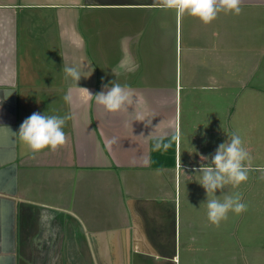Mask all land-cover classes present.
I'll return each mask as SVG.
<instances>
[{
	"label": "crops",
	"instance_id": "1",
	"mask_svg": "<svg viewBox=\"0 0 264 264\" xmlns=\"http://www.w3.org/2000/svg\"><path fill=\"white\" fill-rule=\"evenodd\" d=\"M241 7L205 25L154 0H0V264H126L130 251L152 252L164 207L177 208L179 168L209 166L182 164L181 131L226 137L260 117L264 0ZM64 64L90 76L77 87ZM112 82L132 97L116 113L81 89ZM34 112L71 116L56 152L33 156L14 135ZM156 137L170 146L154 151Z\"/></svg>",
	"mask_w": 264,
	"mask_h": 264
},
{
	"label": "rangeland",
	"instance_id": "2",
	"mask_svg": "<svg viewBox=\"0 0 264 264\" xmlns=\"http://www.w3.org/2000/svg\"><path fill=\"white\" fill-rule=\"evenodd\" d=\"M200 110L202 112L203 109ZM185 121L182 119V127L186 126ZM241 122L243 128L234 123L226 137L223 132L206 136L203 132L194 134L192 128L190 133L185 132L187 128L182 130L180 154L182 160L184 155L187 156L182 164L198 161V156L209 157L206 160L209 162L218 145L226 142L232 132H238L252 157L248 165V179L238 187L227 185L223 191L217 190L215 195L223 199L225 194L239 192L248 210L239 215L229 212L228 219L222 221L219 227L211 224L207 219L206 192L198 183L201 174L181 167L177 208L164 205L163 229L155 243L157 246L146 255L141 253L142 250L130 251L126 264H254L249 260L251 256L264 261V105H261L259 119L248 117ZM192 135H195V141ZM196 141L201 143L195 144ZM202 144L207 149L197 147ZM257 166L259 169L255 168ZM123 202L127 206V200ZM118 221L123 223L124 219L118 218ZM153 254L158 255L155 257Z\"/></svg>",
	"mask_w": 264,
	"mask_h": 264
},
{
	"label": "clouds",
	"instance_id": "3",
	"mask_svg": "<svg viewBox=\"0 0 264 264\" xmlns=\"http://www.w3.org/2000/svg\"><path fill=\"white\" fill-rule=\"evenodd\" d=\"M154 3L161 10L174 11L177 17L188 15L199 19L205 25L214 21L221 12L233 15H240L242 12V0H154ZM62 71L65 79H71L76 86L82 77L90 76L86 77L83 68L79 65L64 64ZM111 85V87L105 86V90L95 95L87 89H81L109 113L125 110L127 105L132 103L130 92L126 90V86L118 83L112 82ZM10 94L5 95V99ZM63 99L67 103L72 97L66 94ZM69 119H71L70 115L61 117L34 112L21 123L18 132H14V135L28 147L33 156L45 149L56 152L67 143L64 127ZM177 138L173 137V139ZM117 143L118 139L112 137L106 140L105 147L111 149ZM169 146V143H165L164 137L154 138V151L166 150ZM251 159L241 136L238 132H233L226 142L218 145L209 160V166H201L198 169L201 174L198 183L205 189L207 196L205 203L207 219L216 227L228 219L229 212L239 215L248 210V205L242 202V195L239 192L234 195L225 194L223 199L217 197L215 193L217 190L223 191L227 185L238 187L246 182Z\"/></svg>",
	"mask_w": 264,
	"mask_h": 264
},
{
	"label": "built area",
	"instance_id": "4",
	"mask_svg": "<svg viewBox=\"0 0 264 264\" xmlns=\"http://www.w3.org/2000/svg\"><path fill=\"white\" fill-rule=\"evenodd\" d=\"M256 169H259V167H255Z\"/></svg>",
	"mask_w": 264,
	"mask_h": 264
}]
</instances>
